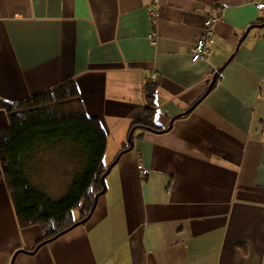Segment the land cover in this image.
I'll return each instance as SVG.
<instances>
[{
    "label": "crops",
    "instance_id": "crops-1",
    "mask_svg": "<svg viewBox=\"0 0 264 264\" xmlns=\"http://www.w3.org/2000/svg\"><path fill=\"white\" fill-rule=\"evenodd\" d=\"M158 4L153 23L151 0H0V101L75 81L115 161L89 221L33 253L41 230L18 226L0 169V264H264V11ZM71 161L46 155L35 182L59 198Z\"/></svg>",
    "mask_w": 264,
    "mask_h": 264
},
{
    "label": "trees",
    "instance_id": "trees-1",
    "mask_svg": "<svg viewBox=\"0 0 264 264\" xmlns=\"http://www.w3.org/2000/svg\"><path fill=\"white\" fill-rule=\"evenodd\" d=\"M154 88L146 92L153 102ZM8 126L0 130V169L18 226H38L41 238L29 253L86 224L105 192L106 132L86 116L76 82L66 81L21 102L0 101ZM142 126L161 133L149 123ZM49 154L72 161L65 193L53 198L34 180Z\"/></svg>",
    "mask_w": 264,
    "mask_h": 264
},
{
    "label": "built area",
    "instance_id": "built-area-1",
    "mask_svg": "<svg viewBox=\"0 0 264 264\" xmlns=\"http://www.w3.org/2000/svg\"><path fill=\"white\" fill-rule=\"evenodd\" d=\"M151 8L149 11V16L153 23L158 17V0H151ZM254 6L258 11H264V0H254ZM216 17L210 16L205 18L202 25V34L197 42L190 49V57L192 62L200 61L205 58L210 53V45L214 39L213 26L215 24ZM154 42V41H153ZM152 80H156V76L153 75ZM137 172L140 178L144 179L148 176L149 171L144 168L141 164L137 165Z\"/></svg>",
    "mask_w": 264,
    "mask_h": 264
},
{
    "label": "rangeland",
    "instance_id": "rangeland-1",
    "mask_svg": "<svg viewBox=\"0 0 264 264\" xmlns=\"http://www.w3.org/2000/svg\"><path fill=\"white\" fill-rule=\"evenodd\" d=\"M60 173H61V172H60ZM64 177H65V176H64ZM64 193H65V192H64ZM64 193H63V194H64ZM63 194H62V195H63ZM62 195H60V196H62Z\"/></svg>",
    "mask_w": 264,
    "mask_h": 264
}]
</instances>
